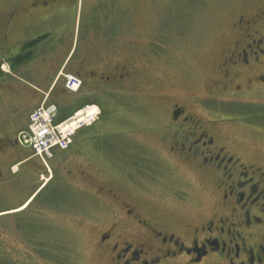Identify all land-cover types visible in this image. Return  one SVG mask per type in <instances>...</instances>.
<instances>
[{
    "label": "flooded vegetation",
    "instance_id": "af4514ba",
    "mask_svg": "<svg viewBox=\"0 0 264 264\" xmlns=\"http://www.w3.org/2000/svg\"><path fill=\"white\" fill-rule=\"evenodd\" d=\"M152 1L0 0V87L19 96L23 110H33L45 96L61 106L95 105L99 116L94 123H99L102 115L119 110L122 96L135 101L143 91L134 82L143 80L144 46L129 39L121 20L126 11ZM218 61L216 89L229 95L228 106H235L238 97L264 90V0H249L230 21ZM69 75L80 82L75 93L62 83ZM122 88L132 90L123 93ZM164 98L170 99L164 100L170 103L166 129L170 137H161L165 155L210 183V199L200 210L181 212L179 205L188 198L182 191L172 206L161 196L160 203L150 192L142 198L132 196L121 181L120 194L109 185L107 193L115 198L110 203L119 209L117 220L99 235V247L109 264H264V159L252 158L217 121H202L174 96ZM125 111L134 115L139 108L131 104ZM120 144L108 139L107 163L122 165L121 173H126L123 162L133 157L131 165L145 171L139 156L127 149L123 155L115 152ZM18 145L9 134L0 138V183L7 170L15 176L19 166L30 165L27 149ZM130 145L139 149L142 142ZM137 173L140 170L131 168L133 179ZM24 180L10 183L17 194L29 186ZM32 194L8 210L19 209ZM149 204L150 209L144 208ZM40 205L34 210L36 217ZM23 223L31 235V217Z\"/></svg>",
    "mask_w": 264,
    "mask_h": 264
},
{
    "label": "rangeland",
    "instance_id": "374dc122",
    "mask_svg": "<svg viewBox=\"0 0 264 264\" xmlns=\"http://www.w3.org/2000/svg\"><path fill=\"white\" fill-rule=\"evenodd\" d=\"M248 1L154 0L152 4L145 2L139 9L126 11L121 25L131 41H142L144 46L143 80L133 81L143 91L135 101L122 96L119 110L107 112L99 123H93L94 127L77 132L72 145L47 157L46 163L27 150L30 165L25 169L19 166L20 173L15 176H9L7 170L0 183V264H109L99 247V235L119 217V209L110 203L115 198L107 192L109 185H113L120 194L123 190L117 185L120 181L124 187H130L132 196L142 198L150 192L172 206L180 191L187 193L186 203L179 205L181 212H195L207 206L212 190L210 183L206 185L198 172L165 155L161 137H170L166 130L170 103L164 102L169 99L165 96H174L176 102L187 105L188 111L202 121H217L233 140L243 143L252 158L264 159V90L238 97L236 105L230 107L229 95H221L216 89L222 36ZM152 49L158 54L152 55ZM66 81L62 82L64 86ZM122 90L125 93L132 88ZM18 100L19 96L0 87V138L9 134L20 144L19 132L27 126L29 115L36 107L19 109ZM131 104L139 108L134 115L125 111ZM204 106L214 108L206 110ZM68 107L73 106H64ZM90 108L97 114L95 105ZM150 129L154 131L152 134ZM170 133L173 134L172 129ZM108 139L121 143L116 153L123 155L127 149L139 156L145 171H141L140 165H131L133 157L131 161H121L126 173H121L122 165L108 164L105 148ZM134 142H142V146L134 149L130 145ZM131 168L141 172L135 180L130 176ZM24 179L29 186L17 194L18 189H13L10 183L22 184ZM46 184L47 189L43 187ZM40 187L44 189L37 192ZM32 193H36L37 199H31L29 206L35 204L29 211L24 207L8 210L20 205V200ZM149 200L155 199L150 196ZM39 204L36 217L34 210ZM150 206L144 208L150 209ZM27 217H31V235L27 233L28 224L23 223ZM49 253L51 258L47 256Z\"/></svg>",
    "mask_w": 264,
    "mask_h": 264
},
{
    "label": "built area",
    "instance_id": "2783aa9c",
    "mask_svg": "<svg viewBox=\"0 0 264 264\" xmlns=\"http://www.w3.org/2000/svg\"><path fill=\"white\" fill-rule=\"evenodd\" d=\"M67 86L76 90L78 83L70 77ZM95 116V110L87 108L74 117L58 121V107L55 104L43 103L31 114L29 129L19 134V141L23 146L34 149L41 158L46 159L53 155L55 148H68L75 131L91 123Z\"/></svg>",
    "mask_w": 264,
    "mask_h": 264
},
{
    "label": "trees",
    "instance_id": "16d2710c",
    "mask_svg": "<svg viewBox=\"0 0 264 264\" xmlns=\"http://www.w3.org/2000/svg\"><path fill=\"white\" fill-rule=\"evenodd\" d=\"M62 108H64V106ZM62 108H60L61 117L62 118H68V117L72 116L76 111H78L81 107L73 106V107H68V109H66V108L62 109ZM50 255H52V253L51 254L49 253V255H47L48 258H51Z\"/></svg>",
    "mask_w": 264,
    "mask_h": 264
},
{
    "label": "crops",
    "instance_id": "0c3cea01",
    "mask_svg": "<svg viewBox=\"0 0 264 264\" xmlns=\"http://www.w3.org/2000/svg\"><path fill=\"white\" fill-rule=\"evenodd\" d=\"M28 122H29V120H28ZM27 125H28V123H27ZM27 127V126H26Z\"/></svg>",
    "mask_w": 264,
    "mask_h": 264
}]
</instances>
